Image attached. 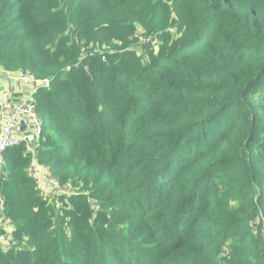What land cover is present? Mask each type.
Listing matches in <instances>:
<instances>
[{"label": "trees", "instance_id": "trees-1", "mask_svg": "<svg viewBox=\"0 0 264 264\" xmlns=\"http://www.w3.org/2000/svg\"><path fill=\"white\" fill-rule=\"evenodd\" d=\"M0 68L50 81L33 155L80 188L9 149L0 264H264V0H0Z\"/></svg>", "mask_w": 264, "mask_h": 264}, {"label": "built area", "instance_id": "built-area-1", "mask_svg": "<svg viewBox=\"0 0 264 264\" xmlns=\"http://www.w3.org/2000/svg\"><path fill=\"white\" fill-rule=\"evenodd\" d=\"M133 38L138 45L150 44L152 50H156L162 44L156 39L145 37L141 28L136 29ZM100 49H93L92 54H103ZM87 52H89L88 48L80 47L81 58L86 56ZM12 79L26 83L29 85L30 91L14 105L0 106V171L3 169L5 153L11 148L24 145L26 151L31 153L32 157V162L26 170V174L41 191V196L49 197L53 192L63 194L65 193L63 186L57 178L51 175L48 167L37 163L33 155L34 146H31V141L35 140L37 142L42 132L40 119L36 113L35 95L40 89L49 88L50 81L48 79H36L33 75L21 71L14 73ZM3 205L4 200L0 195V255H6L19 249L16 228L6 219ZM93 206V203H91V209Z\"/></svg>", "mask_w": 264, "mask_h": 264}, {"label": "crops", "instance_id": "crops-1", "mask_svg": "<svg viewBox=\"0 0 264 264\" xmlns=\"http://www.w3.org/2000/svg\"><path fill=\"white\" fill-rule=\"evenodd\" d=\"M12 75L0 68V106L14 105L30 91L29 85L15 81Z\"/></svg>", "mask_w": 264, "mask_h": 264}, {"label": "rangeland", "instance_id": "rangeland-1", "mask_svg": "<svg viewBox=\"0 0 264 264\" xmlns=\"http://www.w3.org/2000/svg\"><path fill=\"white\" fill-rule=\"evenodd\" d=\"M143 48V47H142ZM146 51L144 49L139 50L138 55H143ZM67 188V189H66ZM63 189H66L67 193H73L75 191H79L80 188H74L73 186L69 185V186H64ZM59 193L53 192L49 195L50 198L56 197ZM92 209L97 210L98 208L96 206H93Z\"/></svg>", "mask_w": 264, "mask_h": 264}, {"label": "water", "instance_id": "water-1", "mask_svg": "<svg viewBox=\"0 0 264 264\" xmlns=\"http://www.w3.org/2000/svg\"><path fill=\"white\" fill-rule=\"evenodd\" d=\"M35 145V140L31 141V146Z\"/></svg>", "mask_w": 264, "mask_h": 264}]
</instances>
